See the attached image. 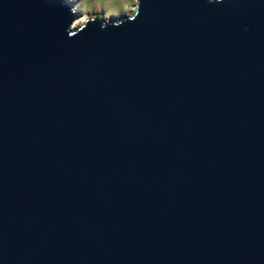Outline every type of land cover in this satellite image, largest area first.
Returning a JSON list of instances; mask_svg holds the SVG:
<instances>
[{"label":"water","instance_id":"obj_1","mask_svg":"<svg viewBox=\"0 0 264 264\" xmlns=\"http://www.w3.org/2000/svg\"><path fill=\"white\" fill-rule=\"evenodd\" d=\"M135 1L0 0V264H264V0Z\"/></svg>","mask_w":264,"mask_h":264},{"label":"rangeland","instance_id":"obj_2","mask_svg":"<svg viewBox=\"0 0 264 264\" xmlns=\"http://www.w3.org/2000/svg\"><path fill=\"white\" fill-rule=\"evenodd\" d=\"M73 4L75 13L78 15V28L84 21L95 15L104 19L115 20L132 15L135 0H67Z\"/></svg>","mask_w":264,"mask_h":264},{"label":"bare ground","instance_id":"obj_3","mask_svg":"<svg viewBox=\"0 0 264 264\" xmlns=\"http://www.w3.org/2000/svg\"><path fill=\"white\" fill-rule=\"evenodd\" d=\"M74 11H75V8H74ZM77 23H78V21H75V22L73 23L74 27L77 25Z\"/></svg>","mask_w":264,"mask_h":264}]
</instances>
